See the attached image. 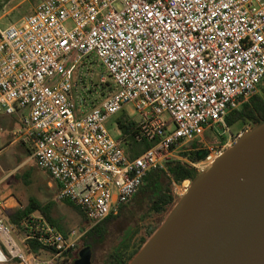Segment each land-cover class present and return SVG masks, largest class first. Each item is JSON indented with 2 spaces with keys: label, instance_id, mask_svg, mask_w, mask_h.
I'll use <instances>...</instances> for the list:
<instances>
[{
  "label": "built area",
  "instance_id": "2783aa9c",
  "mask_svg": "<svg viewBox=\"0 0 264 264\" xmlns=\"http://www.w3.org/2000/svg\"><path fill=\"white\" fill-rule=\"evenodd\" d=\"M91 59L104 69L95 85L108 89L95 104L92 78L76 93L73 73ZM263 80L264 0H41L19 23L0 27V114L26 111L13 142L31 147L59 185L56 199L89 227L117 215L147 173L184 145L217 125L229 130L228 113ZM122 111L137 121L134 139L151 143L135 155L106 125ZM247 130L188 162L207 170ZM191 184L173 181L177 200ZM5 206L0 199V262L57 264L75 245L76 230L64 234L37 214L17 226ZM29 239L54 253L37 255Z\"/></svg>",
  "mask_w": 264,
  "mask_h": 264
},
{
  "label": "water",
  "instance_id": "95a60500",
  "mask_svg": "<svg viewBox=\"0 0 264 264\" xmlns=\"http://www.w3.org/2000/svg\"><path fill=\"white\" fill-rule=\"evenodd\" d=\"M173 207L128 264H264V121L198 172ZM72 264H92L91 247Z\"/></svg>",
  "mask_w": 264,
  "mask_h": 264
},
{
  "label": "rangeland",
  "instance_id": "374dc122",
  "mask_svg": "<svg viewBox=\"0 0 264 264\" xmlns=\"http://www.w3.org/2000/svg\"><path fill=\"white\" fill-rule=\"evenodd\" d=\"M40 1L0 0V27L6 28L11 23H19L25 15L33 11ZM103 71V67L94 59L84 60L80 63L73 72L78 85L76 86V93L82 92L83 87L87 83L89 84L92 78L94 85L91 86L93 93L90 97L95 98L92 104L101 101L108 89L95 85V81H99L101 72ZM128 109L130 111L131 107H128ZM25 113V110H19L11 115L0 114V199L9 201L8 203L6 202L7 207L3 212L12 213L18 207L25 206L32 196L42 203L53 201L55 203L53 215L57 218L65 232H70L73 229L77 231L76 236L73 237L76 239L74 253H77L79 256V252L84 247L90 246L93 264H107L122 243H128L130 249H133L137 246L140 238L144 237L146 241L142 247L145 246L169 217L174 207L165 215L159 217L149 212L146 213L142 205L134 204L131 201L126 205L122 216L107 225V235L105 238L89 240L85 244L78 235L83 229L88 227L87 220L71 204L56 199L58 191L56 184L50 175L39 167L36 160L31 156V147L20 142L12 143L11 130L14 129L18 122L20 124ZM119 114L109 118L106 123L110 133L114 137H119L121 134V130L116 123V118ZM253 126L249 122H240L229 127V130H223L217 125L215 128L216 133L208 131L204 138L209 141H219L216 144L217 146L224 142V138L228 139L230 133L232 135L231 139H234L242 128L249 129ZM25 173L28 175L27 181L23 179ZM0 264H19V262L17 259H10V261L0 262Z\"/></svg>",
  "mask_w": 264,
  "mask_h": 264
},
{
  "label": "trees",
  "instance_id": "16d2710c",
  "mask_svg": "<svg viewBox=\"0 0 264 264\" xmlns=\"http://www.w3.org/2000/svg\"><path fill=\"white\" fill-rule=\"evenodd\" d=\"M263 121L264 80L260 84V90L257 94L253 95L247 102H244L240 108L229 112L226 116V123L229 127L240 122H249L255 126ZM116 123L121 130V137L125 139L127 145L126 149L129 154L135 155L151 145V143L145 140L139 143L134 139V135L138 130V124L137 121L131 119L127 112L122 111L116 118ZM225 140L226 138H224V141ZM218 142L219 141H209L203 138L193 140L184 145L177 151V157H172L165 162L164 168L152 169L147 173L144 179V184L133 196L130 202L133 201L134 204L142 205L146 213L149 212L159 217L165 215L177 201L173 192V181L177 183H182L186 179L193 181L198 175V171L188 161L193 163L202 161L205 159L209 151L207 145H216ZM27 177L28 175L25 173L23 179L27 181ZM68 203L71 204L70 202ZM54 205L55 203L53 201L42 203L36 197L32 196L29 198V201L25 206L16 209L12 213L8 212L7 216L11 223L19 226L23 220L33 214L42 215L52 226L66 234L57 218L53 215ZM126 205L127 204L120 207V211L117 215H110L89 229H83V234L80 239L86 244L89 240L105 238L107 235V225L122 216ZM145 241L146 238L141 237L137 246L133 249H130L128 243L120 244V247L116 249L107 264H128L141 249ZM27 246L37 255L44 258L52 255L55 251L53 248L43 246L35 239L27 240ZM75 249L76 243L71 249L65 251L57 259V264H72L73 260L78 256L77 253H74Z\"/></svg>",
  "mask_w": 264,
  "mask_h": 264
},
{
  "label": "crops",
  "instance_id": "0c3cea01",
  "mask_svg": "<svg viewBox=\"0 0 264 264\" xmlns=\"http://www.w3.org/2000/svg\"><path fill=\"white\" fill-rule=\"evenodd\" d=\"M17 125H19V122L15 125V127H16ZM15 127H14V128H15ZM11 131H12V130H11ZM11 134H12V133H11ZM12 143H14V142H12ZM31 156H32V154H31ZM55 184H56L57 189H59V185H58L56 182H55ZM6 202H7V201H5V205H6ZM8 202H9V201H8ZM8 202H7V203H8ZM6 207H7V206H5V208H6ZM20 207H22V206H20ZM20 207H18V208H20ZM18 208H17V209H18ZM80 214H81V213H80ZM85 219H86V218H85ZM86 220H87V219H86ZM87 222H88V221H87ZM87 228H89V223H88V227H87ZM87 228H86V229H87ZM73 230H75V229H73ZM73 230H71V231H73ZM71 231H70V232H71ZM70 232H66V234L69 235ZM82 233H83V232H82Z\"/></svg>",
  "mask_w": 264,
  "mask_h": 264
},
{
  "label": "bare ground",
  "instance_id": "6f19581e",
  "mask_svg": "<svg viewBox=\"0 0 264 264\" xmlns=\"http://www.w3.org/2000/svg\"><path fill=\"white\" fill-rule=\"evenodd\" d=\"M4 257V254L2 252V250L0 249V259H2Z\"/></svg>",
  "mask_w": 264,
  "mask_h": 264
},
{
  "label": "flooded vegetation",
  "instance_id": "af4514ba",
  "mask_svg": "<svg viewBox=\"0 0 264 264\" xmlns=\"http://www.w3.org/2000/svg\"><path fill=\"white\" fill-rule=\"evenodd\" d=\"M92 264H93V259H92Z\"/></svg>",
  "mask_w": 264,
  "mask_h": 264
}]
</instances>
